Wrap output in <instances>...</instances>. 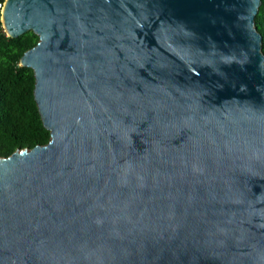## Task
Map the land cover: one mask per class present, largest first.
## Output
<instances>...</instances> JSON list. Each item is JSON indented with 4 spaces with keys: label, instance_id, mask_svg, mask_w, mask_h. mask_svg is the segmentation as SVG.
I'll return each mask as SVG.
<instances>
[{
    "label": "water",
    "instance_id": "1",
    "mask_svg": "<svg viewBox=\"0 0 264 264\" xmlns=\"http://www.w3.org/2000/svg\"><path fill=\"white\" fill-rule=\"evenodd\" d=\"M260 0H4L49 137L0 157V264H264Z\"/></svg>",
    "mask_w": 264,
    "mask_h": 264
},
{
    "label": "trees",
    "instance_id": "2",
    "mask_svg": "<svg viewBox=\"0 0 264 264\" xmlns=\"http://www.w3.org/2000/svg\"><path fill=\"white\" fill-rule=\"evenodd\" d=\"M254 26L261 35L264 55V0H260L255 13ZM36 41L37 36L30 30L16 37L7 36L0 23V157L44 144L49 137L32 97V70L19 65L21 54Z\"/></svg>",
    "mask_w": 264,
    "mask_h": 264
},
{
    "label": "built area",
    "instance_id": "3",
    "mask_svg": "<svg viewBox=\"0 0 264 264\" xmlns=\"http://www.w3.org/2000/svg\"><path fill=\"white\" fill-rule=\"evenodd\" d=\"M3 2H4V1H1V2H0V11H1V8H2V5H3Z\"/></svg>",
    "mask_w": 264,
    "mask_h": 264
}]
</instances>
